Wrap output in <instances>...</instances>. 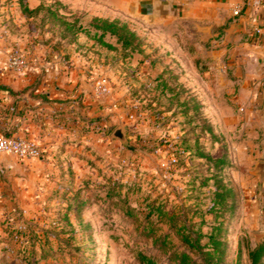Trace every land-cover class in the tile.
Segmentation results:
<instances>
[{
    "label": "rangeland",
    "instance_id": "obj_1",
    "mask_svg": "<svg viewBox=\"0 0 264 264\" xmlns=\"http://www.w3.org/2000/svg\"><path fill=\"white\" fill-rule=\"evenodd\" d=\"M23 2L32 9L29 14L19 0H0V39L8 51L25 53L33 43L67 50L81 34L93 36L89 22H79L81 14H68L62 3ZM48 6L78 22L66 27L48 14ZM126 23L139 45L111 53V81L124 82L126 96L117 105L120 116L103 128L110 153L96 150L78 175L70 166L52 165L31 173L21 158L2 155V161L19 167H4L0 161V264H145L140 253L157 264H176L168 260L169 250L190 253L183 234L206 235L221 220L228 244L225 264H250L248 250L264 242V218L246 214V197L233 184L238 167L228 138L216 130L199 97L206 60L195 56L193 47L186 55L177 53L151 28ZM195 103L202 108L194 110ZM207 123L214 136L202 130ZM121 125L127 145L111 137ZM202 153L225 157L222 177L235 192L233 206L217 217L209 208L218 167ZM155 239L168 245L161 247ZM23 251L28 258L35 253L36 263L23 260Z\"/></svg>",
    "mask_w": 264,
    "mask_h": 264
},
{
    "label": "crops",
    "instance_id": "obj_2",
    "mask_svg": "<svg viewBox=\"0 0 264 264\" xmlns=\"http://www.w3.org/2000/svg\"><path fill=\"white\" fill-rule=\"evenodd\" d=\"M58 1L68 14H81L79 22L102 17L141 25L177 53L186 55L193 47L194 55L206 60L199 97L216 130L228 138L238 167L233 184L246 197V214L264 218V176L256 167L264 162V38L253 32L264 29V0ZM238 23L241 29L234 28ZM91 34H81L67 50L40 43L25 47L33 64L23 73L5 67L8 49L0 39V133L29 137L40 145V157L21 159L31 173L52 165L70 166L78 175L96 150L110 153L102 132L120 116L117 105L126 96L124 82L110 77L111 53L121 48L109 34L103 40L110 48L95 41L94 30ZM100 77L108 79L109 92L97 97ZM2 165L19 167L5 160Z\"/></svg>",
    "mask_w": 264,
    "mask_h": 264
},
{
    "label": "trees",
    "instance_id": "obj_3",
    "mask_svg": "<svg viewBox=\"0 0 264 264\" xmlns=\"http://www.w3.org/2000/svg\"><path fill=\"white\" fill-rule=\"evenodd\" d=\"M19 3L23 9V11L29 14L32 9L29 8L28 4L23 2V0H19ZM57 7H61L62 4L60 1L55 0ZM42 7V6H40ZM46 10L49 15H52L58 20L60 23L64 24L66 27H72L73 24H76L78 21L74 19V21L69 22L65 20L64 17L60 16L56 11H52L51 8L48 6ZM89 26L91 29L95 31V41L101 45H105L107 47H112L110 44L106 43L103 40L104 35L109 34L116 38L117 43L120 44V48L126 52L128 50H134L139 45V39L136 33L128 26L126 22H122L118 19H109V18H102V17H93L90 22ZM2 88V86H0ZM190 101H193V98H189ZM185 109H188L186 106V102H184ZM188 105V104H187ZM194 110H198L202 108V105H198L195 103L193 106ZM212 124H206L204 126L203 131L210 133L211 136H214V132L212 129ZM2 134L6 136H10L9 132H3ZM184 149H187L184 147ZM206 157L207 160H211L214 162L215 168L218 169L212 174L213 182V198L212 203L209 208V211L216 212V217L220 216L222 212L225 210H229L234 204L235 192L230 184L224 181L222 177V167L225 164V157L220 156L216 158H211L209 155L201 154V157ZM178 163V158H176ZM74 196V195H73ZM75 199V198H74ZM70 207V204L68 205ZM152 211L148 212L150 215ZM183 229L188 230V227H184ZM206 237L207 240L204 243H201L203 237ZM183 243L188 246L190 249L189 252H179L177 250H167L164 251L169 252L168 260L171 262H175L176 264H225V258L227 256L228 244L224 236V228L223 222L218 221L217 223L213 224L209 230V232L204 235L200 232L193 233V234H183L182 235ZM156 242L159 243V246H166L168 245L165 240L155 239ZM39 248L41 249V255L46 251L44 249V243L40 244ZM196 253L199 255L197 259H194L190 254ZM23 260L28 262L36 263L37 257L35 253H32V257H27V252L23 251ZM248 260L250 264H261L264 259V242H260L256 244V246L252 249L248 250L247 253ZM140 261L145 264H157V262L150 256L144 255L142 253L139 254Z\"/></svg>",
    "mask_w": 264,
    "mask_h": 264
},
{
    "label": "built area",
    "instance_id": "obj_4",
    "mask_svg": "<svg viewBox=\"0 0 264 264\" xmlns=\"http://www.w3.org/2000/svg\"><path fill=\"white\" fill-rule=\"evenodd\" d=\"M258 4L259 0H252ZM253 32L257 36L264 38V29L255 27ZM5 67L16 73H23L33 64V60L28 58V55L21 50L12 49L6 52ZM95 94L97 97L103 96L109 92L108 80L105 77H100L95 84ZM40 145L29 137L10 135L6 136L0 133V157L2 155H15L21 159L38 158L41 156ZM172 162L176 160L171 158Z\"/></svg>",
    "mask_w": 264,
    "mask_h": 264
},
{
    "label": "water",
    "instance_id": "obj_5",
    "mask_svg": "<svg viewBox=\"0 0 264 264\" xmlns=\"http://www.w3.org/2000/svg\"><path fill=\"white\" fill-rule=\"evenodd\" d=\"M235 29H241L242 28V24H235L234 25ZM111 137L113 139H118L120 140V142L123 145H127V137H126V126L121 125L117 128H115L112 133H111ZM257 169H258V174L262 177L264 176V162H258L256 165Z\"/></svg>",
    "mask_w": 264,
    "mask_h": 264
}]
</instances>
